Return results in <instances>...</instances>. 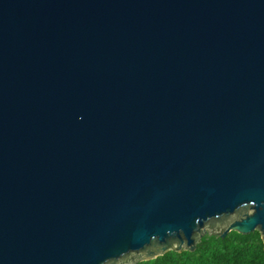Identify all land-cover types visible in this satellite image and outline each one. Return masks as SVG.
<instances>
[{"label": "water", "instance_id": "1", "mask_svg": "<svg viewBox=\"0 0 264 264\" xmlns=\"http://www.w3.org/2000/svg\"><path fill=\"white\" fill-rule=\"evenodd\" d=\"M264 245V0H0V264Z\"/></svg>", "mask_w": 264, "mask_h": 264}, {"label": "trees", "instance_id": "2", "mask_svg": "<svg viewBox=\"0 0 264 264\" xmlns=\"http://www.w3.org/2000/svg\"><path fill=\"white\" fill-rule=\"evenodd\" d=\"M139 264H264V245L258 232H231L224 239L205 235L194 252H169Z\"/></svg>", "mask_w": 264, "mask_h": 264}]
</instances>
